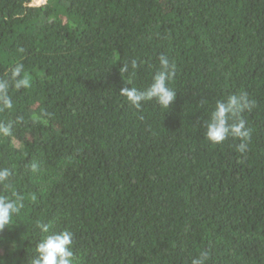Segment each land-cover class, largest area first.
I'll return each mask as SVG.
<instances>
[{"label": "trees", "instance_id": "trees-1", "mask_svg": "<svg viewBox=\"0 0 264 264\" xmlns=\"http://www.w3.org/2000/svg\"><path fill=\"white\" fill-rule=\"evenodd\" d=\"M27 1L0 0V79L31 76L0 110V196L24 205L0 264H31L43 224L73 233L74 264H264V0ZM161 54L176 98L137 109L119 90ZM230 95L250 102L244 153L205 137Z\"/></svg>", "mask_w": 264, "mask_h": 264}, {"label": "clouds", "instance_id": "clouds-1", "mask_svg": "<svg viewBox=\"0 0 264 264\" xmlns=\"http://www.w3.org/2000/svg\"><path fill=\"white\" fill-rule=\"evenodd\" d=\"M160 69L153 77L151 83L144 89L137 87H122L119 94L126 98L127 102L139 109L142 104L155 101L161 109H169L176 98V92L169 87V81L175 75L174 65L170 66L169 59L161 54L159 56ZM137 62H131V68L135 70ZM120 70L129 71V66L123 64ZM31 86V76L25 70L22 63L12 67L10 74L0 79V110L12 109L13 102L9 95V89H27ZM250 108V102L246 95H230L226 99L218 100L210 112L205 126V137L212 144H221L227 139L236 138L240 143L236 149L244 153L248 148L247 141L251 137V129L240 118V114ZM11 124L0 123V135L11 134ZM36 165H33L35 170ZM12 172L9 168H0V185L10 187ZM22 198L10 199L0 196V231L14 223V217L18 216L23 208ZM44 234L36 245V255L31 264H74L73 233L71 231H54L48 224L40 225ZM207 252H201L193 259L192 264H206Z\"/></svg>", "mask_w": 264, "mask_h": 264}, {"label": "water", "instance_id": "water-1", "mask_svg": "<svg viewBox=\"0 0 264 264\" xmlns=\"http://www.w3.org/2000/svg\"><path fill=\"white\" fill-rule=\"evenodd\" d=\"M46 0H30L27 1L25 4L26 5H33V6H40L45 4Z\"/></svg>", "mask_w": 264, "mask_h": 264}]
</instances>
